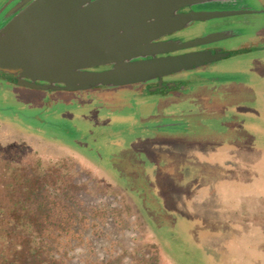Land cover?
I'll list each match as a JSON object with an SVG mask.
<instances>
[{"label": "rangeland", "instance_id": "obj_1", "mask_svg": "<svg viewBox=\"0 0 264 264\" xmlns=\"http://www.w3.org/2000/svg\"><path fill=\"white\" fill-rule=\"evenodd\" d=\"M246 65L222 67L232 91L247 93ZM102 93L91 98L97 102ZM213 102L218 107L185 105L177 124L165 128L140 97L129 93L114 107L107 98L99 117L109 119L111 157L101 159L84 143L88 103L27 108L0 78V205L11 170L40 160L76 185L70 193L55 189L58 204L48 212L61 227L58 245L70 239L73 246L69 264H138L159 253L168 264H264V146L224 136L231 113L219 97ZM154 129L160 140L144 141ZM173 135L179 140H166ZM2 157L12 160L9 168Z\"/></svg>", "mask_w": 264, "mask_h": 264}, {"label": "water", "instance_id": "obj_2", "mask_svg": "<svg viewBox=\"0 0 264 264\" xmlns=\"http://www.w3.org/2000/svg\"><path fill=\"white\" fill-rule=\"evenodd\" d=\"M12 1L0 0V72L36 90L145 82L233 55L207 51L156 57L194 44L154 39L186 26L192 18L176 17V11L199 0ZM245 12H214L211 17ZM102 66L109 68L89 70Z\"/></svg>", "mask_w": 264, "mask_h": 264}, {"label": "flooded vegetation", "instance_id": "obj_3", "mask_svg": "<svg viewBox=\"0 0 264 264\" xmlns=\"http://www.w3.org/2000/svg\"><path fill=\"white\" fill-rule=\"evenodd\" d=\"M17 1L14 0L12 3ZM225 11L248 12L211 17L214 12ZM5 13L6 8L1 13V15L3 14L2 19ZM186 15L192 18L186 26L163 34L155 38L154 42L179 41L194 44L187 48L157 53V58L207 51L233 54L231 58H234L231 59L228 57L230 55H227L225 58L192 69L165 74L160 79L83 90L60 88L36 90L13 83L12 75L3 72H0L1 81L12 93L14 100L27 108L42 107L49 103L63 101L64 104H72L76 109H81L84 104L88 103L84 143L97 158L101 159L111 157V148L108 142L109 133L106 126L109 119L103 117L101 120L99 117L103 102L110 97V103L114 107L119 104L120 100L128 97L129 93L143 99L149 105L151 116L155 118V121H162L159 126L165 128H173L177 124V120L181 119L180 115L183 113L185 105L193 106L198 102L206 101L207 104L217 106L213 102V98L219 97L218 105L231 113L229 120L224 122V136L233 137L238 143L249 141L252 146L257 148L264 146V0H199V2L195 1L177 9L176 17ZM200 41L203 42L200 43ZM150 58L151 56H147V59ZM238 63L250 65L247 67L249 71L245 70V72L251 74V79L242 84L244 89H248L245 94L232 91L226 85L230 82H224L220 75L222 67ZM108 68L109 66H102L89 70L102 71ZM97 91L103 93L96 102L91 98V94ZM24 93H29L30 96ZM236 97H238L237 99L242 98L240 102L236 101ZM63 116L68 118L70 115L64 114ZM199 120L202 119L199 118ZM13 124L18 125L16 122ZM19 127L27 132H33L30 127ZM152 133L154 134L143 140L158 142L160 136L156 129ZM166 140L175 142L179 138L173 135L167 137ZM143 151L147 154L154 152L151 149Z\"/></svg>", "mask_w": 264, "mask_h": 264}, {"label": "trees", "instance_id": "obj_4", "mask_svg": "<svg viewBox=\"0 0 264 264\" xmlns=\"http://www.w3.org/2000/svg\"><path fill=\"white\" fill-rule=\"evenodd\" d=\"M2 158L9 168L10 157ZM11 171V179L1 189L4 201L0 205V264H69L68 253L73 246L68 247L70 239L58 245L55 229L61 227L50 219L48 212L58 204L55 189L62 187L65 193L76 189L71 175L59 167L45 168L40 160L32 168L18 163ZM65 223L70 226V222ZM159 254L144 255L138 264H168L159 259ZM99 264L111 263L107 260Z\"/></svg>", "mask_w": 264, "mask_h": 264}]
</instances>
